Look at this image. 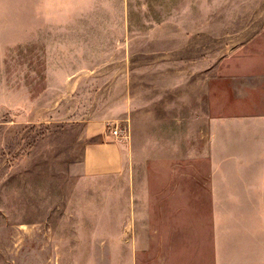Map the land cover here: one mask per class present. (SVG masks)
<instances>
[{"label":"rangeland","instance_id":"1","mask_svg":"<svg viewBox=\"0 0 264 264\" xmlns=\"http://www.w3.org/2000/svg\"><path fill=\"white\" fill-rule=\"evenodd\" d=\"M212 135L264 151V0H0V264H130L128 187L197 180Z\"/></svg>","mask_w":264,"mask_h":264},{"label":"crops","instance_id":"2","mask_svg":"<svg viewBox=\"0 0 264 264\" xmlns=\"http://www.w3.org/2000/svg\"><path fill=\"white\" fill-rule=\"evenodd\" d=\"M217 142L212 135L210 164L197 169V180L128 187L136 199L130 264H264V151L250 159L227 152L234 162L220 163ZM127 151L117 141L90 145L84 170L118 172Z\"/></svg>","mask_w":264,"mask_h":264},{"label":"built area","instance_id":"3","mask_svg":"<svg viewBox=\"0 0 264 264\" xmlns=\"http://www.w3.org/2000/svg\"><path fill=\"white\" fill-rule=\"evenodd\" d=\"M112 133L115 135L116 138H122V133L120 132L119 128H115L112 130ZM127 138V137H126Z\"/></svg>","mask_w":264,"mask_h":264}]
</instances>
